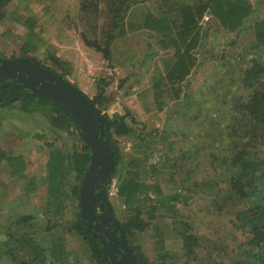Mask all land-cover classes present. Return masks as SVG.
Returning a JSON list of instances; mask_svg holds the SVG:
<instances>
[{
	"label": "trees",
	"instance_id": "trees-1",
	"mask_svg": "<svg viewBox=\"0 0 264 264\" xmlns=\"http://www.w3.org/2000/svg\"><path fill=\"white\" fill-rule=\"evenodd\" d=\"M11 1L0 0V23L5 19L2 10ZM145 1L79 0L77 10L79 15L72 21L75 27L78 26V30L81 29V36L87 47L99 52L108 66H112L113 63H122V60H119L112 52L111 46L114 41L125 37L126 34L147 32L149 40H152L147 44L150 49L153 47V41L158 42L162 48L174 49L172 58L165 60L164 69L156 68L153 71L151 85L138 92L137 98L146 111H151L153 107L164 109L167 103L161 99L163 96L176 100L179 107L182 105V111L179 114L176 113L179 118L178 125L168 126L160 132V137L156 136V139L160 140L164 146L163 150L169 151L176 146L181 147L176 156L177 161L170 163L171 156H165L163 153L161 160L155 163L150 162V157L156 152L159 153L160 149L151 151V142H145L128 153V172L124 177L122 171L127 161L121 141L115 137L111 138V148L116 163L113 179H116L118 196L128 204L129 210L125 219L120 222L126 240L129 244L132 243L131 240L136 236L137 230L143 233L151 226L155 229L153 240L157 246L156 254L160 261L159 259L150 261L140 251L139 245H130L137 264H169L168 259H171L172 255L167 249L173 246L168 242L162 245V242H166V238L172 235L176 237V244L180 242L178 244L185 251L182 263L180 258L176 257L178 264H264V17L255 16L259 5L258 0H163L159 6H170L169 8L158 11L144 7L138 10L141 20L135 21L137 11L135 12L133 8L144 4ZM36 2L31 7L34 15L46 14L47 12L43 13V9L52 10L53 6H47L48 4H43L44 6L41 7L42 0H36ZM50 4L52 5V1ZM57 6H60V3ZM31 15L25 20L30 26H32L31 21H34ZM205 15L210 16L208 20L204 19ZM222 33L224 37H231L232 45L238 44L240 37H243L246 42H251L252 47L244 48L241 53L244 55L253 53L257 57L247 60V65L238 75L231 76L225 81L223 86L227 88L228 95L212 97L211 109L216 107L220 100L224 102V106L219 110L220 115L212 112L216 120L214 117L209 119L207 115L200 120L199 113H207L209 108L203 109L198 99L202 95H213L217 93V90L206 82L197 84L194 88L191 86V79L204 63L210 62L211 67L207 69L209 71L219 66V59L224 58L226 54L202 56V51L210 48L212 43L218 42ZM28 52L20 53L18 56L26 55L36 61L29 56ZM142 64L146 63L142 62ZM225 66L226 64L222 69ZM64 73L62 74L64 77L69 74L66 71ZM129 79L130 75L122 79L121 84L124 86ZM103 82L105 84V80H100V84ZM19 88L21 87L18 84L0 88V107L4 108L0 112L3 114L0 117V131L5 128L11 129L12 124L15 126L13 119H16L14 117L16 115L18 118L44 125L63 140L66 136H73L79 143L75 141L72 152L66 150L69 153L66 156L57 153L56 150L51 151L47 161L48 179L45 192L38 191L39 186L37 187L34 178L29 179L24 185L27 189L25 195L30 198L31 195L35 197L36 193L48 195L47 205L39 208L40 213L44 211L45 219L37 214L18 210L8 218L9 224L4 227L3 219H1L3 212L0 208V235L3 236L2 239L0 238V250H5L4 254L0 253V264L9 262L13 264H85L86 261L89 264H100L88 235L84 232L86 227L81 221L79 202L81 183L91 162L90 148L85 144L67 111L35 94L27 95L30 90L24 86H22L23 90ZM12 90H16L17 93L10 96ZM192 91L193 98L190 99L189 95ZM104 94L101 92L91 99L99 110L108 103ZM128 95L126 92L123 98ZM13 109L16 111H12ZM192 109L194 112L190 113ZM232 111L243 113L245 120L232 114ZM34 113L41 114L47 123H41L38 115ZM105 116L110 129H113V133L117 136L128 142L146 141V136L139 130L141 127H138V124L140 123L144 130H148L150 125L140 122L138 112L135 110L124 107L122 113L116 110L112 115ZM186 118L199 120L207 126L203 130L206 135L197 134L194 140H191L197 141L195 143L198 149L190 159L186 157L187 152L183 147L187 142L186 137L190 134L187 124L183 123L186 122L184 121ZM221 121L225 124L221 130H218L214 124ZM179 124L184 126L181 127ZM214 128L215 133L209 132ZM156 129L158 130L153 126L150 131V141L156 135ZM152 132H155V135ZM1 135L0 133V137ZM58 135L54 138L55 142L59 138ZM217 136L225 137L226 142H222L221 139L215 140ZM55 142L47 145L54 147ZM3 158H7L11 166L19 159L23 162L15 152H7L0 148V166ZM181 160L191 162L194 168H179L177 162ZM207 161H210L211 166L213 165L214 174L200 180V177L207 173L201 175L202 172L196 174V171ZM144 166L149 168L150 174L145 172ZM19 169L22 168L18 167ZM171 170L175 173L174 171L171 173ZM153 174L156 176V181L152 178ZM141 175L151 176L149 179L151 182L142 179ZM179 176L180 180L179 178L177 180ZM194 177L198 180L191 182ZM177 181L179 187L175 190L162 186L163 182L173 185ZM69 186L70 189L67 191L66 187ZM69 191L72 197L77 198L75 208L78 209V213L75 214L76 210H74L75 221H71V218L63 222L69 213L66 207ZM150 191H153L154 198L150 196ZM199 197L210 201L209 211L220 218L229 220L230 225L246 234L242 235L245 237V243L234 249L231 256L227 253L229 246L220 243V239L213 232L207 237L202 236L197 226L189 223L190 215L187 216L177 206L179 204L187 207L191 200L199 201ZM73 205L74 203L70 202L71 210ZM225 214L229 216L226 217ZM62 225L67 233L74 232L76 237H83L88 245L84 249V255L83 250L80 249L85 259L79 257L70 239L59 230ZM169 228L171 230L167 231ZM54 229H57L56 232H53ZM203 238L207 240L208 247L211 246L208 250H213L212 245L214 249L221 250V253H217V257L209 252L204 255L206 250ZM168 244H170L169 247ZM226 255L230 260L226 261ZM220 257L225 259V262H221ZM25 259L28 261L26 262Z\"/></svg>",
	"mask_w": 264,
	"mask_h": 264
},
{
	"label": "rangeland",
	"instance_id": "rangeland-1",
	"mask_svg": "<svg viewBox=\"0 0 264 264\" xmlns=\"http://www.w3.org/2000/svg\"><path fill=\"white\" fill-rule=\"evenodd\" d=\"M51 1L52 5L50 4ZM162 1L163 0H146L144 4L135 6L133 8L135 12L137 11L135 21L141 20L138 10L143 9L144 7L146 9L152 8V10L158 11H165L166 8L170 7L159 6ZM34 2H36V0H12L4 8V10H2V13L5 14V19H3L0 23V52L13 58L18 56L20 53L26 54L29 51V56H32L33 59L41 65L54 68L59 71L58 73L61 75L65 74V71L69 72L68 75L66 74L67 76H65V78L73 80L75 82L74 85L84 92L90 99H94L101 92H104V98L108 103H105V106L101 107V111L105 115H112V113L116 110H118L119 113H122L124 107H129L130 109L135 110V112H138V119L140 122L150 125L148 130H144L142 125L140 123L138 124V127H141L139 130L143 132L144 136H146V139L144 138L146 141L137 140L128 142L122 137L114 134V130L111 129L112 138L115 137L121 141V147L123 148V153L125 154L124 157L127 161L126 166H124L125 169L122 171V173L124 172V177L128 172V153L132 150L134 151L136 146L145 142H151V151L160 149L159 153L156 152L152 157H150V162H158L159 159H162V154L164 153L165 156H171V159H169L170 163H175L177 161L176 156L179 154L181 147L176 146L174 149L169 151L163 150L164 146L161 144L160 140L156 139V136L160 137V132L166 127H174L178 125L177 122L179 118L176 113L179 114L180 111H182V105L179 107L176 100L168 99L167 96H163L161 99L167 103L164 109L153 107L151 111H146L137 98L138 92L148 87V85H151L150 82L153 78V71L156 70V68L164 69L165 60L172 58L174 55V49L162 48V46L155 41H153V47L150 49L147 44L151 43L152 40H149L147 32L144 34L142 32H136L134 34L130 33L129 35L126 34L125 37L118 38L116 42L114 41L111 46L112 52L117 55L119 60H122V63H113L112 66H108L102 59V55L99 52L93 48L87 47L81 36V29L78 30V26L75 27L74 23H72L73 19L79 15V13H77L80 3L79 0H42L40 5L41 7L44 6L43 4L53 6L52 10L43 9V13H47L42 16L38 14L34 15V11L31 12V10H33L31 7ZM257 2L259 5L257 6L255 16L264 17V0H258ZM59 3L60 6H57ZM30 15L35 21H31L32 26L25 22ZM222 35L218 42L216 41L215 43H212L210 48L202 51V56H216L217 54L222 56L223 54H226L224 58L219 59V66L216 68L214 67V70L211 69V71H209L207 69L210 66V62L207 64L204 63V65L198 69V72L191 79V86H194V88H196L197 84H205L206 82L209 83L208 85L210 87H214V90H217V93H214L213 95L210 94L212 96L206 94L202 95L201 98L198 99L203 109L209 108L207 113H199L200 120L205 118V115H207L206 117L209 119H213V117L215 119V115L212 113L213 111L220 115L219 110L224 106V102L220 100L219 104L211 109L210 105L213 102L212 97L219 98L228 95L229 93L227 88L223 86L225 81L231 76L234 77L238 75L239 72L245 68V65H247V60L250 61L257 57L253 53L248 55L241 53L244 48L250 49L252 47L251 42H246L243 37H240L241 39L239 40V43L232 45L231 37H224L223 33ZM32 44L34 46H32ZM147 55L150 56L147 58ZM128 56L130 57L129 59ZM142 62H145L146 64L143 65ZM225 64L226 66L222 69ZM128 75H130V79L123 86L121 84V80L126 78ZM100 80H105V84L104 82L100 84ZM126 92H128L129 95L123 98V95H125ZM189 98H193V91L190 93ZM50 106L53 107L51 104ZM3 109L4 108L0 107V112ZM12 111L16 110L13 109ZM191 112H194V109H192L190 113ZM239 113L240 112L238 111H232V114L240 116L245 120L243 113ZM34 114L38 115V119L41 123H47L41 114ZM2 115L3 114L0 113V117ZM14 117H16V119H13L15 126L12 124L11 129L5 128L0 131L2 134V137H0V148L7 152H15L17 156L22 158L23 162L19 159V161H15L14 165H12L14 167H12L9 160H7V158H3L0 166V208L3 212L1 219H3L2 226L4 227L9 224L8 218L18 210L37 214L39 217H43L45 219V215L43 214L44 211L40 213L39 208L47 205L48 195H46V193L43 195L36 193L35 197L31 195L30 198L25 195L27 189H25L24 185L27 184L29 179L34 178V182L37 187L39 186L38 191L43 190L45 192L47 190L48 179L47 161L49 160L51 151L56 150L57 153L64 154L66 156L69 154L68 152H72L73 144H75L76 141L73 136H66L63 140L58 134L50 131L42 124H36L23 118H18L16 115H14ZM184 121H186L183 123L187 124L190 134L186 137L188 143L186 142L183 147L184 151L187 152L186 157L190 159L191 155L198 149L197 144L195 143L197 141L193 142L191 140H194V137L197 136V134L206 135L203 130H205L207 126L199 120H193V118H186ZM224 124L225 122L221 121L215 122L214 125L215 128L221 130ZM179 125L181 127L184 126V124ZM153 126L158 128V130L156 129V135L155 132H152L155 136L153 137V140L150 141V131L153 129ZM215 128L209 132L215 133ZM57 135L59 138L55 142L54 138L55 136L57 137ZM218 139H221L222 142H226L225 137L217 136L215 140ZM53 142L56 144L54 147H49L47 145L48 143ZM78 146L80 147V144H78ZM208 151L210 152V150ZM206 154L208 156L207 151ZM165 156L164 158H166ZM177 164V166L181 169L194 168L193 164L186 160H181L177 162ZM212 166L210 161H207L206 164H202L198 167L196 174L198 172H202L201 175H205V173H207L205 176H201L200 180L207 178L208 175L211 176L214 174ZM18 167H21L22 169L18 170ZM144 169L145 172L150 174V170L147 166H144ZM173 171L174 170H171V173ZM141 178L147 182H151L149 181L151 176L144 177L141 175ZM152 178L156 181L155 174H153ZM178 178L180 180V176L176 179L178 180ZM196 180H198V178L194 177L191 182ZM114 185L115 186H112L109 191L110 202L113 206L115 216L119 222H122L129 211L127 206L128 204H126L118 196L116 179L114 180ZM162 186L164 188L168 187L175 190L179 187V184L178 181L173 185L171 183L170 185H167L163 182ZM69 189L70 186L66 187L67 191ZM188 194L191 195L190 193ZM150 196L154 198L155 195L153 191H150ZM70 202L74 203L72 210ZM77 202L76 196L72 197L71 191H69L67 201L68 204L66 206L69 213L68 216L64 218L63 222L71 218V221H75L73 218L74 210H76L75 214L78 213V209L75 208L77 206ZM209 203L210 201L207 198L202 199L201 197L199 201L191 200L189 206L187 207L180 206L179 204H177V206L178 208H181L187 216L190 215L189 223H191L192 226H197V230L202 236L207 237L211 232H213L217 235V238L220 239V243H223L225 246H229L227 253L231 256L234 249L245 243V237L242 235L246 234H243L242 230L235 228L232 224L230 225L229 220L224 217L220 218V216H216V214L212 211H209ZM16 213L19 214V212ZM225 215L226 217L229 216L227 214ZM15 217L17 216L15 215ZM56 230L57 229H54L53 232H56ZM59 230H61L63 234H66V237L70 239L69 241L71 242L72 247H74L78 252L79 257H81V259H85V256L82 257L81 250H83L84 255V249L85 247H88V245L84 241L83 237H76L74 232L67 233L64 231V225H62ZM170 230V228L167 229V231ZM153 231H155V229L152 226L148 229V231L143 233L137 230L136 236L134 238L131 237L132 243L129 244L131 246L139 245L140 251H142L152 262L159 259L156 254L157 246H155L153 240ZM1 237L3 238V236L0 235V238ZM175 238L176 237L172 235V237L166 238V242H162V245H165L168 242L173 246L167 249L168 253L172 255L171 259H168L169 264H178L176 262V257L180 258V263H182L183 258H185V251L182 249L181 245L178 244L180 242L176 244ZM202 241L204 242L203 245L206 250L204 251V255H207L209 252V254L212 253L215 257L221 253V250L219 251L214 249V245H212V251L208 250L211 246L208 247L209 244L207 240H204V238ZM170 244H168V247ZM0 251L2 254L5 250L1 249ZM219 259L221 262H225V259L221 257ZM25 260L26 262L28 261V259ZM227 260L230 259L229 256L226 255V261ZM7 264L13 263L9 262ZM85 264H89V262L86 261Z\"/></svg>",
	"mask_w": 264,
	"mask_h": 264
},
{
	"label": "water",
	"instance_id": "water-1",
	"mask_svg": "<svg viewBox=\"0 0 264 264\" xmlns=\"http://www.w3.org/2000/svg\"><path fill=\"white\" fill-rule=\"evenodd\" d=\"M15 79L30 90L27 95L35 94L67 111L90 148L91 162L79 192L81 221L86 226V235L98 238L105 258L110 259L108 264H137L108 197L116 163L111 148L112 133L105 114L64 76L29 58L0 60V82ZM95 230H101L104 234H98ZM89 241L97 255L92 237H89Z\"/></svg>",
	"mask_w": 264,
	"mask_h": 264
},
{
	"label": "flooded vegetation",
	"instance_id": "flooded-vegetation-1",
	"mask_svg": "<svg viewBox=\"0 0 264 264\" xmlns=\"http://www.w3.org/2000/svg\"><path fill=\"white\" fill-rule=\"evenodd\" d=\"M20 57H26V58H29L30 59V57H28V56H26V55H21V56H15V57H13V58H11V57H8V56H6V55H4V54H2L1 52H0V60L1 59H16V58H20ZM30 60H32V59H30ZM33 62H35L34 60H32ZM36 64H39V65H41L40 63H38V62H35ZM43 66V65H42ZM46 67V66H45ZM49 68V67H48ZM51 69V68H50ZM53 70V69H52ZM53 71H55V70H53ZM55 72H57V71H55ZM20 85V87L21 88H19V90H23V88H22V84L20 83V82H18L17 81V79H15L14 81H6V80H3V81H1L0 82V88L1 87H3V86H8V85ZM13 93H17V91L16 90H12V91H10V96L13 94ZM28 93V92H27ZM98 212H99V214H101V210L99 209L98 210ZM94 221V220H93ZM83 223H84V221H83ZM94 223H95V221H94ZM84 226H85V224H84ZM86 227V226H85ZM92 229H94V228H92ZM86 231V228H85V230H84V232ZM96 231V230H95ZM96 233H103L104 234V232H102L101 230L100 231H96ZM89 237H92V241H93V243H94V245H95V248H96V252H97V255H98V257H99V261H100V264H108V262L110 261V259L109 258H105V256H104V254H103V246L101 245V243L99 242V240H98V238L97 237H95V236H92L91 234L88 236V238Z\"/></svg>",
	"mask_w": 264,
	"mask_h": 264
},
{
	"label": "clouds",
	"instance_id": "clouds-1",
	"mask_svg": "<svg viewBox=\"0 0 264 264\" xmlns=\"http://www.w3.org/2000/svg\"><path fill=\"white\" fill-rule=\"evenodd\" d=\"M35 62H37V61H35ZM48 68V67H47ZM58 73V72H57ZM58 74H60V73H58ZM68 78V77H67ZM69 79V78H68ZM67 79V80H68ZM69 81L70 82H72L73 84H75V82L73 81V80H71V79H69ZM89 98V97H88ZM90 99V98H89ZM91 100V99H90ZM112 133V132H111ZM112 186H115L114 185V179L112 180V182H111V184H110V186H109V189H108V197H109V200H110V193H109V191H110V188L112 187ZM113 212H114V209H113ZM114 215H115V212H114ZM89 236V235H88ZM129 244V243H128Z\"/></svg>",
	"mask_w": 264,
	"mask_h": 264
},
{
	"label": "built area",
	"instance_id": "built-area-1",
	"mask_svg": "<svg viewBox=\"0 0 264 264\" xmlns=\"http://www.w3.org/2000/svg\"><path fill=\"white\" fill-rule=\"evenodd\" d=\"M209 17H210L209 15H205V16H204V19H205V20H208Z\"/></svg>",
	"mask_w": 264,
	"mask_h": 264
}]
</instances>
